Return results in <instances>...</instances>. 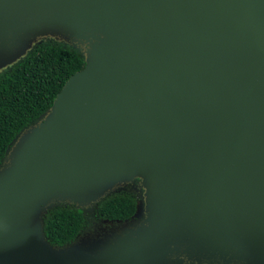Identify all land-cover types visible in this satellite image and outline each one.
<instances>
[{
  "label": "water",
  "instance_id": "1",
  "mask_svg": "<svg viewBox=\"0 0 264 264\" xmlns=\"http://www.w3.org/2000/svg\"><path fill=\"white\" fill-rule=\"evenodd\" d=\"M48 23L95 40L2 159L0 264H264V0H0V69ZM126 175L144 223L47 242L43 204Z\"/></svg>",
  "mask_w": 264,
  "mask_h": 264
},
{
  "label": "trees",
  "instance_id": "2",
  "mask_svg": "<svg viewBox=\"0 0 264 264\" xmlns=\"http://www.w3.org/2000/svg\"><path fill=\"white\" fill-rule=\"evenodd\" d=\"M85 66L84 57L60 44L37 45L18 63L0 75V163L16 136L52 107L67 79ZM133 194L113 193L97 203V219L124 223L134 218ZM87 225L85 213L72 205L46 210L42 229L53 247L72 243Z\"/></svg>",
  "mask_w": 264,
  "mask_h": 264
},
{
  "label": "rangeland",
  "instance_id": "3",
  "mask_svg": "<svg viewBox=\"0 0 264 264\" xmlns=\"http://www.w3.org/2000/svg\"><path fill=\"white\" fill-rule=\"evenodd\" d=\"M34 38H35L34 39L35 42L32 43L29 51L37 45L60 44V45H63L65 47H68V48H71L77 51L83 56L84 55L88 56L87 51H89V49L91 48L95 40L93 37L85 36V34L79 33L77 30H73L65 26H62L59 24H53V23L45 24L42 27V29H40L39 32L34 35ZM29 51L26 52L25 55H23L22 57L26 56L29 53ZM21 58H18L17 60L12 62L11 64L6 65L5 67H2L0 69V75L3 74L5 71H8ZM48 119H47V116L43 117V119L41 120V123H44V121H46L45 123L49 125V121L47 122ZM24 132L25 131H23V133ZM13 145H14L13 143L10 144V147L7 152H9V150L12 149ZM10 165H11V159L7 157V159L3 160L0 164V172H3L7 168V166L9 167ZM125 180L126 182H124ZM106 186L107 188H110V191H108L103 196L101 194L102 192H104L105 188L94 193L92 196L70 195L73 198V199L71 198L72 200L70 201L72 203H69L68 201L62 200L57 197L52 198L47 202V204L42 205V209H43L42 214L48 208L54 207L57 205H72L76 208L77 207L81 208L87 217V225L82 231V233L77 237L78 240L84 237L95 235V234H102L111 229H116L120 227L123 228V226L127 228L135 227L145 222L144 219H145V214H146L145 213L146 204H145L144 186H143V182L141 178L137 176L133 177L131 175L116 176V177L113 176L109 178L105 187ZM117 192L131 193L136 198L137 212L134 218L124 223H113V222L102 221V220L97 219L94 213L95 203H91V202L97 199L98 201H100L101 199L105 198L109 194L117 193ZM70 245L71 243L63 247H54V248L64 249ZM191 247H192L191 243L190 244L183 243L182 245H180V247L177 248V251L180 253H186V252L191 251ZM201 264H207V263H201Z\"/></svg>",
  "mask_w": 264,
  "mask_h": 264
}]
</instances>
